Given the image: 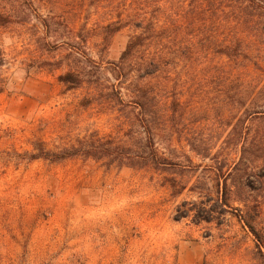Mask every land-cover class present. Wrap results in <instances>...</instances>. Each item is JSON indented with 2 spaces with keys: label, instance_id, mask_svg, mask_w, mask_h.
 I'll use <instances>...</instances> for the list:
<instances>
[{
  "label": "rangeland",
  "instance_id": "374dc122",
  "mask_svg": "<svg viewBox=\"0 0 264 264\" xmlns=\"http://www.w3.org/2000/svg\"><path fill=\"white\" fill-rule=\"evenodd\" d=\"M140 2L0 0V79L6 81L0 92V264H264V181L259 186L250 177L238 183L252 165L239 163L241 145L230 134L238 121L249 126V118L236 112L232 84L201 67L191 84L201 99L178 129L201 137L216 163L189 152L176 135L172 147L201 165L181 179L106 169L79 158L27 160L34 141L53 151L94 133L125 132L116 110L85 105L87 84L68 91L57 77L77 68L92 76L100 70V80L109 76L108 63L138 33L124 23L142 12L157 14L154 6L142 11ZM218 25L201 22V50L215 48L221 34L236 32L234 23L224 30ZM170 177L187 183L181 194L166 185L163 178ZM198 177L206 190L201 197L190 189ZM225 178L226 194H216V179L221 187ZM246 198L252 201L249 210L243 208ZM207 216L210 222L200 221ZM244 217L254 223L256 236L243 225Z\"/></svg>",
  "mask_w": 264,
  "mask_h": 264
},
{
  "label": "trees",
  "instance_id": "16d2710c",
  "mask_svg": "<svg viewBox=\"0 0 264 264\" xmlns=\"http://www.w3.org/2000/svg\"><path fill=\"white\" fill-rule=\"evenodd\" d=\"M140 4L142 11L154 6L151 12L157 14L149 17L148 12H142V16L124 23L138 33L129 37L117 61L108 63L109 76L100 80V70L92 76L90 71L85 74L77 68L57 77L68 91L87 84L85 105L96 103L116 110L125 121V132L104 137L94 133L53 151L44 142L34 141L27 160L59 162L79 158L100 162L106 169L147 170L161 175L175 174L180 179L184 173H196L201 165H194L185 152L176 151L172 137L176 135L200 159L217 160L201 137L190 136L182 131L183 127L178 129L182 126L180 120L186 113L195 112L201 99V90L193 92L191 86L197 77L195 68L201 67L211 78L232 84L236 112L244 111L249 118L247 127L243 121L237 122L230 133L231 141L241 145L239 163L252 165L250 173L238 175V183L251 177V183L260 186L264 181V0H141ZM2 19L0 15V23ZM204 21L217 22L222 30L227 29L226 24L234 23L236 32L221 34L214 42L215 48L203 51L201 22ZM207 31L210 34V28ZM4 62L0 50V69ZM5 83L0 79V92ZM163 180L173 195L181 194L187 186L173 177ZM216 181V194H226V178L221 187L220 179ZM190 189L201 197L202 191H206L201 187V177ZM223 203L228 204L226 198ZM249 203L252 201L246 198L243 208L249 210ZM257 205L262 209L263 204ZM211 219L201 217L200 221ZM241 221L251 234L257 235L254 223L245 217Z\"/></svg>",
  "mask_w": 264,
  "mask_h": 264
}]
</instances>
